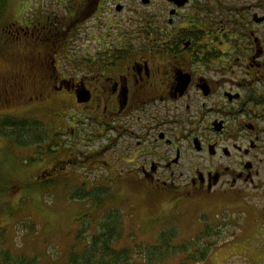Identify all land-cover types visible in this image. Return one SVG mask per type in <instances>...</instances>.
Instances as JSON below:
<instances>
[{"label":"flooded vegetation","instance_id":"af4514ba","mask_svg":"<svg viewBox=\"0 0 264 264\" xmlns=\"http://www.w3.org/2000/svg\"><path fill=\"white\" fill-rule=\"evenodd\" d=\"M0 58L33 63L0 76V167L47 163L16 187L215 208L220 248L264 264V0H0ZM48 102L55 124L22 118Z\"/></svg>","mask_w":264,"mask_h":264},{"label":"rangeland","instance_id":"374dc122","mask_svg":"<svg viewBox=\"0 0 264 264\" xmlns=\"http://www.w3.org/2000/svg\"><path fill=\"white\" fill-rule=\"evenodd\" d=\"M31 65L33 63L29 61H7L0 58V76L12 69L30 70L28 66ZM30 84L22 92L21 104L33 97V83ZM18 106L15 103L12 108L5 107L1 114L18 111ZM62 114L61 106L48 102L37 106L33 115L26 114L22 118L33 117L37 121V127H41L43 124L48 126L51 124L49 122L55 124V119ZM39 133L47 134L43 130H39ZM43 137L45 139L46 136ZM16 156L20 164L10 166L6 163L0 167V178L5 180V188L0 189V254L9 252L11 258H35V264H67L69 253L72 250L80 252L89 243L90 238L97 233L104 213L109 209L121 211L125 235L134 234L139 242L148 243L154 242L156 235L167 228L178 230V241L190 242L208 227V216L213 213L222 215L215 208L200 205L190 209L186 206L165 208L164 197L155 198L148 191L133 187L106 189L110 194L109 200L102 207H97L93 200L79 199V194L84 195L85 191H89L85 188H69L57 182L49 187L36 184L16 187L14 182L29 181L30 176L40 174L47 166L46 158L34 162L33 168L24 165V160L30 159V153L24 150L16 151ZM39 156L41 155L38 158ZM203 217L207 221H203ZM222 219L223 216L218 221ZM244 244L245 241L240 240L230 250H223L218 243L219 248L213 247L211 255L201 264H225L226 258L231 257V254L236 255L232 258L234 264H241L244 259L238 255L242 253ZM123 245L124 243L120 244ZM254 258L260 260L263 256ZM176 261L178 262L175 260L173 264Z\"/></svg>","mask_w":264,"mask_h":264},{"label":"trees","instance_id":"16d2710c","mask_svg":"<svg viewBox=\"0 0 264 264\" xmlns=\"http://www.w3.org/2000/svg\"><path fill=\"white\" fill-rule=\"evenodd\" d=\"M109 195L108 190L97 188L78 196L80 200H93L97 207H102ZM213 230L208 226L189 242L178 241V230L167 228L156 235L154 242H139L134 234L125 235L121 211L109 209L89 243L80 252L72 250L69 253L67 264H173L175 260H178L176 264H201L211 255L213 247L227 241V237L215 234ZM121 243L124 245L120 246ZM10 255L9 252L0 254V264L36 263L35 258L27 260Z\"/></svg>","mask_w":264,"mask_h":264},{"label":"bare ground","instance_id":"6f19581e","mask_svg":"<svg viewBox=\"0 0 264 264\" xmlns=\"http://www.w3.org/2000/svg\"><path fill=\"white\" fill-rule=\"evenodd\" d=\"M5 40V39H4ZM103 180V179H102ZM63 189V188H62ZM92 189V188H91ZM85 195V194H84ZM80 201V200H79ZM14 222V221H13ZM14 224V223H13ZM229 237H227V239H228ZM3 243V242H2Z\"/></svg>","mask_w":264,"mask_h":264},{"label":"water","instance_id":"95a60500","mask_svg":"<svg viewBox=\"0 0 264 264\" xmlns=\"http://www.w3.org/2000/svg\"><path fill=\"white\" fill-rule=\"evenodd\" d=\"M86 100V99H85Z\"/></svg>","mask_w":264,"mask_h":264}]
</instances>
